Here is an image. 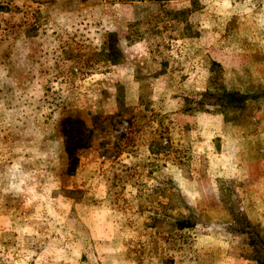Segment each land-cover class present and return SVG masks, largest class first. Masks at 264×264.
<instances>
[{"label": "rangeland", "instance_id": "374dc122", "mask_svg": "<svg viewBox=\"0 0 264 264\" xmlns=\"http://www.w3.org/2000/svg\"><path fill=\"white\" fill-rule=\"evenodd\" d=\"M224 87L264 93V0H0V264H258L264 94L188 101Z\"/></svg>", "mask_w": 264, "mask_h": 264}, {"label": "trees", "instance_id": "16d2710c", "mask_svg": "<svg viewBox=\"0 0 264 264\" xmlns=\"http://www.w3.org/2000/svg\"><path fill=\"white\" fill-rule=\"evenodd\" d=\"M112 62H117L116 58ZM211 94V98L214 97L211 101L212 106L217 107V111H223L224 108L228 107L231 104L239 105L246 103L250 99H257L264 93L250 94L249 92H244L240 90H228L225 87L219 91H212L211 89H206L200 99L195 101L188 98L189 102L196 103L195 108L204 109L205 98ZM79 124L76 130L73 128V133L66 132L65 136V150L68 157L67 162V172L73 173L76 169L78 158L76 156V149L84 148L89 145V134L88 129L84 126V123L81 120H78ZM186 219H179L177 223L179 228L190 227L189 223H185ZM257 225H254L250 222L248 217L245 215L243 209H236V213H233V219L229 225L230 231L233 233H246L248 234L250 246L259 248L262 254L256 256L254 259L258 264H264V235L256 228Z\"/></svg>", "mask_w": 264, "mask_h": 264}]
</instances>
